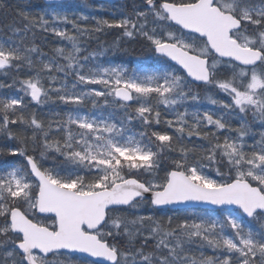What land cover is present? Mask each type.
I'll return each mask as SVG.
<instances>
[{
	"label": "snow or ice",
	"instance_id": "6c2138e0",
	"mask_svg": "<svg viewBox=\"0 0 264 264\" xmlns=\"http://www.w3.org/2000/svg\"><path fill=\"white\" fill-rule=\"evenodd\" d=\"M99 10L0 0V264H264V0Z\"/></svg>",
	"mask_w": 264,
	"mask_h": 264
},
{
	"label": "trees",
	"instance_id": "16d2710c",
	"mask_svg": "<svg viewBox=\"0 0 264 264\" xmlns=\"http://www.w3.org/2000/svg\"><path fill=\"white\" fill-rule=\"evenodd\" d=\"M9 4H15L17 1L16 0H7ZM79 3V0L72 2V3H66V4H71V5H76ZM89 3L95 7H100L101 5L97 2H94L92 0H89ZM138 3V0H137ZM33 4H42L38 0H33ZM131 4L132 0L126 1L124 4H119L121 9H118L116 7V12L117 14L122 11L124 15H127L129 12H131ZM124 5H127L126 7H122ZM108 10L112 9L113 7L111 6H105ZM95 15L98 16H106L107 14L105 13L104 10H99L94 13ZM120 36V30L118 29H111L108 30V33L106 35L101 36V42L104 44L105 47L112 45L113 43L116 42L117 37ZM52 45V40L49 39V43L45 46V51L50 52V46ZM97 45L95 43L91 44L90 50L95 49ZM154 59V56L151 52L148 51L147 46L145 42L143 41H133V42H128L126 39L124 40L122 47L119 51L115 52V54H109L107 57L104 58L105 61H111L113 64H122L125 67H128L129 69L141 66L147 68L151 63L152 60ZM211 107V106H209ZM38 114L41 116L46 115L47 109H44V112L37 111ZM171 131V130H169ZM178 213V212H177ZM188 213V212H187ZM173 212L168 211L166 213H158V215H171L173 216Z\"/></svg>",
	"mask_w": 264,
	"mask_h": 264
},
{
	"label": "rangeland",
	"instance_id": "374dc122",
	"mask_svg": "<svg viewBox=\"0 0 264 264\" xmlns=\"http://www.w3.org/2000/svg\"><path fill=\"white\" fill-rule=\"evenodd\" d=\"M99 8L101 10H104L105 13L107 14L106 16H104L105 18H111L113 16V14H115L113 12L108 11L106 7L100 6ZM69 14H71V12H69ZM123 15H124V13H123ZM68 27L70 29V26H68ZM49 39L52 40V45L50 46V50H51V48L54 46V44L56 43V41H55V38H53V37H49ZM49 54H51V52H49ZM30 110L39 111V112L43 111L44 112V109H37V108H35V106H33V108L30 109ZM187 214L188 213H179V214H174L173 216H184V215H187Z\"/></svg>",
	"mask_w": 264,
	"mask_h": 264
},
{
	"label": "water",
	"instance_id": "95a60500",
	"mask_svg": "<svg viewBox=\"0 0 264 264\" xmlns=\"http://www.w3.org/2000/svg\"><path fill=\"white\" fill-rule=\"evenodd\" d=\"M41 1L44 3V0H41ZM67 1H74V0H55L56 3L67 2ZM95 1L112 4V3H115L118 1H124V0H95ZM191 207L192 206H188V208H191ZM195 207L203 208V207H211V206L196 205Z\"/></svg>",
	"mask_w": 264,
	"mask_h": 264
}]
</instances>
